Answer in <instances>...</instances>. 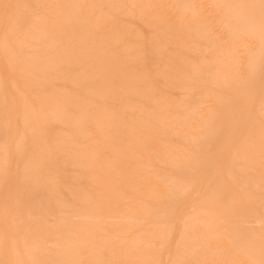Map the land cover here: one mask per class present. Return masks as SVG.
<instances>
[{
  "label": "rangeland",
  "instance_id": "1",
  "mask_svg": "<svg viewBox=\"0 0 264 264\" xmlns=\"http://www.w3.org/2000/svg\"><path fill=\"white\" fill-rule=\"evenodd\" d=\"M253 3L0 0V264H261Z\"/></svg>",
  "mask_w": 264,
  "mask_h": 264
},
{
  "label": "snow or ice",
  "instance_id": "2",
  "mask_svg": "<svg viewBox=\"0 0 264 264\" xmlns=\"http://www.w3.org/2000/svg\"><path fill=\"white\" fill-rule=\"evenodd\" d=\"M17 7H20L19 5H13L5 3L3 5L4 13H5V19L11 20V11L12 9H15ZM36 7H46V6H36ZM211 7L216 8H230V9H239L244 12L243 19L245 23L250 27H255L257 24V19L255 15V10L259 9V20H258V28H259V36H260V43H261V49L262 53H264V0H259V4H235V5H212ZM26 24H31V21H26ZM18 29L23 28V25H17ZM6 42L8 41V33H6ZM14 43V41H12ZM262 61H264V55H262ZM201 65H194L193 68L195 71L201 70ZM262 112H264V97H262ZM262 130H264V124H262ZM262 143H264V131H262ZM52 154H57L59 152V147L56 143L52 144L51 148ZM7 167L5 166L4 169V176L7 178ZM35 176V166L31 163L25 166L24 169V175L23 179L25 182L31 181ZM54 179V178H53ZM8 200L13 201L17 208H19L22 205V194L20 192H11L9 193ZM262 240H264V236H262ZM172 264H206V262H200V261H192L187 260L181 257L177 258L172 262ZM261 264H264V260L261 261Z\"/></svg>",
  "mask_w": 264,
  "mask_h": 264
},
{
  "label": "bare ground",
  "instance_id": "3",
  "mask_svg": "<svg viewBox=\"0 0 264 264\" xmlns=\"http://www.w3.org/2000/svg\"><path fill=\"white\" fill-rule=\"evenodd\" d=\"M29 58H30V57H29ZM31 58H32V57H31ZM37 58H38V57H36L35 59H37ZM35 59H34V60H35ZM39 59H40V58H39ZM59 59H60V58H59ZM51 60H53V59H51ZM56 60H57V59H56ZM60 60H61V59H60ZM60 60H59V61H60ZM26 62H27V61H26ZM26 62H25V63H26ZM34 62H35V61H33V64H34ZM37 62H38V61H37ZM45 62H46V60H45ZM53 62H54V61H53ZM25 63L23 62V64H25ZM30 63L32 64V61H31ZM49 63H51V61H50ZM33 64H32V66H33ZM47 64H48V63H47ZM26 65L29 66V64H26ZM26 65H25V67H26ZM35 65H36V63H35ZM38 65H39V64H37V66H38ZM52 65H53V64H52ZM23 66H24V65H23ZM30 66H31V65H30ZM32 66H31V67H32ZM37 66H34V67H35L34 69L31 68V67H30V68L33 69V70H35V69H37ZM43 66H44V65H43ZM45 66H46V64H45ZM256 66H257V65H256ZM39 67H40V66H39ZM41 67H42V65H41ZM28 68H29V67H27V69H28ZM30 68H29V69H30ZM44 68H45V67H44ZM44 68H43V69H44ZM31 69H30V71H31ZM38 69L40 70V68H38ZM33 70H32V71H33ZM39 70H38V71H39ZM41 70H42V69H41ZM56 114H57V113H56ZM58 114H59V113H58ZM58 114H57V116H58ZM140 147H141V146H140ZM140 147H139V148H140ZM240 179H241V177H240ZM245 181H246V180H245ZM241 182H242V181H241ZM239 183H240V182H239ZM243 183H244V182H243ZM245 185H246V184H245ZM73 211H74V210H73ZM73 211H72V212H73ZM123 229H124V228H123Z\"/></svg>",
  "mask_w": 264,
  "mask_h": 264
}]
</instances>
